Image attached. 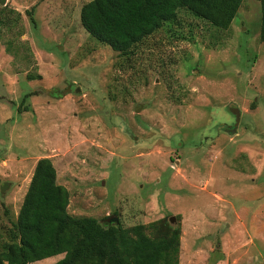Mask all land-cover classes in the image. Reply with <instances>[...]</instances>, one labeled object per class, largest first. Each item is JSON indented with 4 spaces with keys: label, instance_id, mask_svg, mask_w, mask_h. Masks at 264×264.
I'll use <instances>...</instances> for the list:
<instances>
[{
    "label": "rangeland",
    "instance_id": "1",
    "mask_svg": "<svg viewBox=\"0 0 264 264\" xmlns=\"http://www.w3.org/2000/svg\"><path fill=\"white\" fill-rule=\"evenodd\" d=\"M87 1L0 2V240L47 157L70 215L162 220L177 264H264L259 1L225 29L180 8L124 53L83 29Z\"/></svg>",
    "mask_w": 264,
    "mask_h": 264
},
{
    "label": "trees",
    "instance_id": "2",
    "mask_svg": "<svg viewBox=\"0 0 264 264\" xmlns=\"http://www.w3.org/2000/svg\"><path fill=\"white\" fill-rule=\"evenodd\" d=\"M240 1L88 0L80 7L79 21L96 41L124 53L173 20L180 8L225 29ZM258 1V37L264 42V0ZM67 203L68 192L55 181L50 160L38 158L15 219L0 240V264H28L58 254L51 264H177L178 228L162 220L102 226L91 216L68 214Z\"/></svg>",
    "mask_w": 264,
    "mask_h": 264
},
{
    "label": "water",
    "instance_id": "3",
    "mask_svg": "<svg viewBox=\"0 0 264 264\" xmlns=\"http://www.w3.org/2000/svg\"><path fill=\"white\" fill-rule=\"evenodd\" d=\"M3 1H4V0H0V2H3ZM5 185H6V184L3 182V183L0 185V187L3 188V187H5ZM110 219H111V218H110ZM169 220L172 221V220H173V217L170 216Z\"/></svg>",
    "mask_w": 264,
    "mask_h": 264
}]
</instances>
